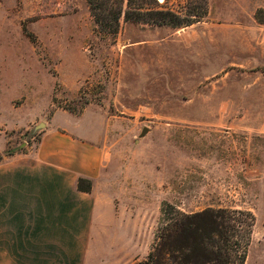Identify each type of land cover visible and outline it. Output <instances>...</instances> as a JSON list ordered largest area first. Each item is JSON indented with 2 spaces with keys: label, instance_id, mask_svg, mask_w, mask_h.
Listing matches in <instances>:
<instances>
[{
  "label": "rangeland",
  "instance_id": "1",
  "mask_svg": "<svg viewBox=\"0 0 264 264\" xmlns=\"http://www.w3.org/2000/svg\"><path fill=\"white\" fill-rule=\"evenodd\" d=\"M156 1L198 22L122 15L112 36L85 0H0V101H25L30 86L32 115L44 111L28 129L0 128V159L34 150L54 113L86 114L76 123L107 151L99 192L116 201L132 264L156 243L166 204L250 212L245 264H264V25L254 18L264 0Z\"/></svg>",
  "mask_w": 264,
  "mask_h": 264
},
{
  "label": "crops",
  "instance_id": "2",
  "mask_svg": "<svg viewBox=\"0 0 264 264\" xmlns=\"http://www.w3.org/2000/svg\"><path fill=\"white\" fill-rule=\"evenodd\" d=\"M23 91L17 97L25 101H0V128L28 129L42 119L43 110L32 115L30 86ZM67 118L54 113L34 150L0 159V264H132V245L116 239L124 226L116 201L99 192L101 137ZM80 178L92 183L89 193L78 190Z\"/></svg>",
  "mask_w": 264,
  "mask_h": 264
},
{
  "label": "trees",
  "instance_id": "3",
  "mask_svg": "<svg viewBox=\"0 0 264 264\" xmlns=\"http://www.w3.org/2000/svg\"><path fill=\"white\" fill-rule=\"evenodd\" d=\"M85 1L98 30L112 36L119 31L122 15L125 22L175 29L191 26L199 18L159 9L156 0ZM254 18L264 25V9H258ZM260 71L264 74V69ZM77 188L89 193L92 183L80 178ZM161 214L156 243L137 264H245L255 222L250 212L207 208L186 215L166 204Z\"/></svg>",
  "mask_w": 264,
  "mask_h": 264
},
{
  "label": "water",
  "instance_id": "4",
  "mask_svg": "<svg viewBox=\"0 0 264 264\" xmlns=\"http://www.w3.org/2000/svg\"><path fill=\"white\" fill-rule=\"evenodd\" d=\"M38 126L41 127V128H44V125H42V124H39ZM147 132H148V130H147V129H144V130L142 131L141 136H144Z\"/></svg>",
  "mask_w": 264,
  "mask_h": 264
},
{
  "label": "built area",
  "instance_id": "5",
  "mask_svg": "<svg viewBox=\"0 0 264 264\" xmlns=\"http://www.w3.org/2000/svg\"><path fill=\"white\" fill-rule=\"evenodd\" d=\"M0 133H1V131H0Z\"/></svg>",
  "mask_w": 264,
  "mask_h": 264
}]
</instances>
